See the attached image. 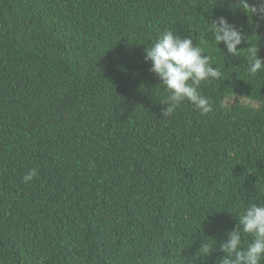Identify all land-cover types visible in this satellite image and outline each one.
Segmentation results:
<instances>
[{
	"label": "trees",
	"instance_id": "obj_1",
	"mask_svg": "<svg viewBox=\"0 0 264 264\" xmlns=\"http://www.w3.org/2000/svg\"><path fill=\"white\" fill-rule=\"evenodd\" d=\"M246 3L0 0V264H220L264 204V72L247 59L264 58V12ZM221 17L240 55L216 43ZM168 28L220 69L206 115L185 100L162 117L144 53Z\"/></svg>",
	"mask_w": 264,
	"mask_h": 264
},
{
	"label": "clouds",
	"instance_id": "obj_2",
	"mask_svg": "<svg viewBox=\"0 0 264 264\" xmlns=\"http://www.w3.org/2000/svg\"><path fill=\"white\" fill-rule=\"evenodd\" d=\"M246 6H249L246 3ZM252 11L264 12V0H259V8ZM211 30L217 44L221 42L226 53L240 55L238 45L244 36L223 17L211 21ZM204 43V41H201ZM248 71L251 74L264 72V58L258 56L256 46L248 47ZM145 62H151L150 71L167 90V96L161 102L164 106L162 117H171L182 102L188 101L201 115L213 111L210 98L202 95L200 85L210 79H219L220 69L213 67L211 57L204 49L194 44L192 37H181L175 30L165 29L151 46L145 47ZM38 175L32 168L23 176V182L29 183ZM242 233L253 239L242 247ZM227 240L220 242V249L225 255L220 264H261L264 259V204L249 205L240 216L237 226L227 233Z\"/></svg>",
	"mask_w": 264,
	"mask_h": 264
}]
</instances>
